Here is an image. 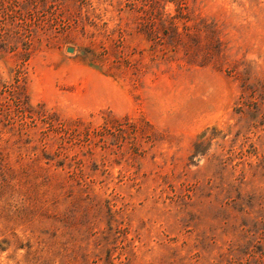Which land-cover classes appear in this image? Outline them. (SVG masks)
I'll list each match as a JSON object with an SVG mask.
<instances>
[{
	"label": "rangeland",
	"instance_id": "1",
	"mask_svg": "<svg viewBox=\"0 0 264 264\" xmlns=\"http://www.w3.org/2000/svg\"><path fill=\"white\" fill-rule=\"evenodd\" d=\"M249 84L264 0H0V264H264Z\"/></svg>",
	"mask_w": 264,
	"mask_h": 264
},
{
	"label": "trees",
	"instance_id": "2",
	"mask_svg": "<svg viewBox=\"0 0 264 264\" xmlns=\"http://www.w3.org/2000/svg\"><path fill=\"white\" fill-rule=\"evenodd\" d=\"M242 98H243L242 99V103H241L242 105L238 108L240 112L244 111L243 110L244 105L249 104V101L251 99L257 100L259 98L261 100V98H264V95H263L262 92L261 93L259 92V88L256 87L254 84H251V85L249 84L248 86H246L245 93L242 96ZM255 106L258 109V105L256 103H255ZM201 147L202 146L199 145V144L196 145V148H197L196 150L199 151V152L202 151ZM50 159H51V157H50ZM248 264H252V261H249Z\"/></svg>",
	"mask_w": 264,
	"mask_h": 264
},
{
	"label": "water",
	"instance_id": "3",
	"mask_svg": "<svg viewBox=\"0 0 264 264\" xmlns=\"http://www.w3.org/2000/svg\"><path fill=\"white\" fill-rule=\"evenodd\" d=\"M68 51H73V48H68Z\"/></svg>",
	"mask_w": 264,
	"mask_h": 264
}]
</instances>
